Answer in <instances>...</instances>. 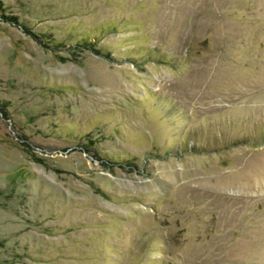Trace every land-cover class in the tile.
I'll list each match as a JSON object with an SVG mask.
<instances>
[{
  "label": "rangeland",
  "instance_id": "rangeland-1",
  "mask_svg": "<svg viewBox=\"0 0 264 264\" xmlns=\"http://www.w3.org/2000/svg\"><path fill=\"white\" fill-rule=\"evenodd\" d=\"M0 264H264V0H0Z\"/></svg>",
  "mask_w": 264,
  "mask_h": 264
}]
</instances>
